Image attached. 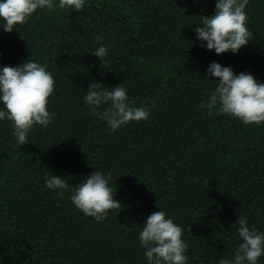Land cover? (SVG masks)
<instances>
[{
  "label": "trees",
  "instance_id": "1",
  "mask_svg": "<svg viewBox=\"0 0 264 264\" xmlns=\"http://www.w3.org/2000/svg\"><path fill=\"white\" fill-rule=\"evenodd\" d=\"M214 9L215 0H86L79 12L38 9L15 31L0 28V67L31 59L54 78L52 123L34 126L27 144L0 121V264H147L138 235L158 210L182 227L187 264L231 258L237 217L264 232V124L200 108L215 88L212 62L264 81V0H249L252 36L235 55L196 39ZM100 44L102 62L91 53ZM92 79L156 106L113 132L83 101ZM94 170L111 172L122 206L101 222L45 186L56 174L74 188Z\"/></svg>",
  "mask_w": 264,
  "mask_h": 264
},
{
  "label": "clouds",
  "instance_id": "2",
  "mask_svg": "<svg viewBox=\"0 0 264 264\" xmlns=\"http://www.w3.org/2000/svg\"><path fill=\"white\" fill-rule=\"evenodd\" d=\"M85 3L86 0H0V28L10 33L38 9L79 12ZM248 3L249 0H215L213 14L203 16L200 26L193 28L202 47L216 55L228 52L235 55L247 46L252 36L246 25ZM91 53L102 62L108 55V46L100 44ZM205 78L215 84L214 90L200 102V108L209 116L222 114L245 125L264 124V81L249 72L236 73L231 66L218 62L209 64ZM108 88L95 79L90 80L83 101L113 132L130 122L147 120L150 109L156 106L155 101L135 106L123 83ZM53 92L54 78L39 61L26 59L18 66L0 67V121L11 122L19 146L27 144L34 126L47 127L52 123L47 105ZM111 176V172L94 170L73 188L61 176L46 175L45 186L58 190L60 197L70 192L69 198L80 212L101 222L110 211L122 207L114 199ZM235 222L239 225L240 243L231 258H221L218 264H259L260 257L264 256V232L249 227L246 216L237 217ZM182 237V227L164 211L148 215L138 235L147 264H187L188 246Z\"/></svg>",
  "mask_w": 264,
  "mask_h": 264
}]
</instances>
